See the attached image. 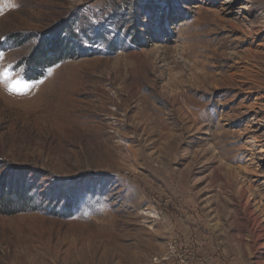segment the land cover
I'll return each mask as SVG.
<instances>
[{"label":"rangeland","instance_id":"1","mask_svg":"<svg viewBox=\"0 0 264 264\" xmlns=\"http://www.w3.org/2000/svg\"><path fill=\"white\" fill-rule=\"evenodd\" d=\"M0 54V264H264V0H0Z\"/></svg>","mask_w":264,"mask_h":264},{"label":"trees","instance_id":"2","mask_svg":"<svg viewBox=\"0 0 264 264\" xmlns=\"http://www.w3.org/2000/svg\"><path fill=\"white\" fill-rule=\"evenodd\" d=\"M56 34L46 37L30 54L24 71L27 80L43 78L48 69L69 56L67 53L70 49L66 47L67 42L61 38V34ZM24 200V191L15 192L8 188L6 181L0 182V214L16 213L18 205Z\"/></svg>","mask_w":264,"mask_h":264},{"label":"snow or ice","instance_id":"3","mask_svg":"<svg viewBox=\"0 0 264 264\" xmlns=\"http://www.w3.org/2000/svg\"><path fill=\"white\" fill-rule=\"evenodd\" d=\"M0 55H2V54H0ZM0 77H3V78H5V79L7 78V77H6V74H5L4 72H0ZM9 90H10V91H14V92L16 91L15 88H11V87H10Z\"/></svg>","mask_w":264,"mask_h":264},{"label":"bare ground","instance_id":"4","mask_svg":"<svg viewBox=\"0 0 264 264\" xmlns=\"http://www.w3.org/2000/svg\"><path fill=\"white\" fill-rule=\"evenodd\" d=\"M199 90V89H198ZM43 101V100H42ZM46 104V103H45ZM46 106V105H45ZM37 240V239H36Z\"/></svg>","mask_w":264,"mask_h":264},{"label":"built area","instance_id":"5","mask_svg":"<svg viewBox=\"0 0 264 264\" xmlns=\"http://www.w3.org/2000/svg\"><path fill=\"white\" fill-rule=\"evenodd\" d=\"M184 263V261H182ZM186 264V263H185Z\"/></svg>","mask_w":264,"mask_h":264}]
</instances>
